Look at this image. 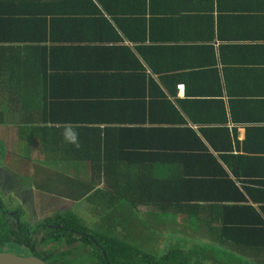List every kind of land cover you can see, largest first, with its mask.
Here are the masks:
<instances>
[{
    "label": "crops",
    "instance_id": "1",
    "mask_svg": "<svg viewBox=\"0 0 264 264\" xmlns=\"http://www.w3.org/2000/svg\"><path fill=\"white\" fill-rule=\"evenodd\" d=\"M48 1L65 14L56 40L5 50L16 67L31 53L45 61L36 71L24 62L9 79L40 101L24 120L9 114L0 124V142L14 147L1 153L17 152L11 165L0 162L9 213L18 210L29 226L25 218L38 211L66 212L56 209L80 187L142 182L152 202L165 203L132 208L154 234L218 245L243 223L264 242V0ZM13 35L11 47L23 48ZM40 90L43 99L33 96ZM67 122L77 125L78 148L61 136ZM90 169L118 174L91 181ZM24 170L34 171V182L15 179ZM42 195L53 196L54 208ZM121 201L131 203L127 193Z\"/></svg>",
    "mask_w": 264,
    "mask_h": 264
},
{
    "label": "trees",
    "instance_id": "2",
    "mask_svg": "<svg viewBox=\"0 0 264 264\" xmlns=\"http://www.w3.org/2000/svg\"><path fill=\"white\" fill-rule=\"evenodd\" d=\"M4 1L6 3L7 0ZM4 1L2 7H0V35L3 36L0 38V124L8 122L7 119H10L9 114L12 116L13 114L22 113L20 117L24 120V111L39 110L40 101H30L32 93L26 89L17 88L21 86V81H17V78H14V82H10L9 79L14 75L22 74L24 62H27L28 69L33 71H36L38 68L41 69L45 64L43 57L38 61L34 59L31 53L30 58L28 56L27 60L18 59L20 62L16 67L12 63L10 56L5 55V50L7 48H14L17 50V53L21 50L27 51V49L36 50L38 45L53 41L54 29L65 20L64 11L58 8L54 9L52 2L48 0H30L26 2L25 0H9L7 4ZM13 34H20L19 38L21 39L17 40L16 44L23 43L25 45L23 48L11 47L15 43L14 41H9L7 35H12L13 37L15 36ZM52 50L54 48L50 47L45 54L48 55L46 57L48 67H52L55 70L56 67L51 63L53 59ZM17 57H22V55H16L15 58ZM41 77L42 75H36L37 79ZM38 92L36 95L33 94V96L43 99L44 94L42 91ZM6 94L7 97L5 96ZM9 95L15 97L14 101L8 99ZM89 174L91 181H93L95 179L100 180V178L117 177L118 171L90 169ZM160 186H157L155 189L157 191L158 188L163 190L164 187ZM89 188L94 189V187ZM87 189L88 187L85 186L84 188L80 187L83 193H87ZM95 189L103 192L98 197L104 196L105 203L109 206L119 201V198H122V193H127L131 203L125 204L130 209L135 204H142L143 206L155 205L160 210L165 209V203H161V200L152 202L150 199L151 189L142 182L136 186L126 185L124 188L122 186L118 187L117 184H112V186L108 187L103 185L96 186ZM80 190L77 194L79 198L82 197ZM17 211L9 213L0 201V251L5 247L6 252L13 253L11 252L13 249L17 250L19 246H22L29 250V256L37 257L46 264H82L79 263L77 257H74L76 250L93 245L96 246L95 250L90 251L89 255H95L99 263L102 262L103 264H207L203 261V258H199L197 253L198 247L203 244L201 242H195L192 246L188 243L185 245L183 240L179 241L180 237L178 236L174 247L168 248L167 251L166 248H161L160 254H152L146 250L144 251V249L133 246L128 239L117 237L120 236L119 234L112 236L114 233H111L110 236H104L87 229L70 212L54 215L41 222L40 225H34L33 229H29L27 224L18 219L19 214ZM10 218H13L11 224L8 223V219ZM239 225L244 226V228H240L241 234L236 235L232 231L233 229H228L225 235V244H211L210 249H212L213 255H211L210 259L220 256L225 259V264H264L263 237L258 232L248 233L250 228H247L246 224L241 223ZM43 227L51 229L52 233L48 237L43 238L39 243L40 247L35 249L33 244L36 242L31 241L32 237L36 234L38 228L43 232L45 230ZM69 238H77L76 245L71 250L63 252L55 251L56 249L53 247L56 244L58 245ZM131 242L133 243V241ZM177 242L181 246H177ZM231 244L234 245L233 249L229 247ZM42 246L45 247L42 248ZM200 249L202 250V248ZM61 258H66L67 261H59ZM99 263L97 262V264Z\"/></svg>",
    "mask_w": 264,
    "mask_h": 264
},
{
    "label": "rangeland",
    "instance_id": "3",
    "mask_svg": "<svg viewBox=\"0 0 264 264\" xmlns=\"http://www.w3.org/2000/svg\"><path fill=\"white\" fill-rule=\"evenodd\" d=\"M1 146H2V149L0 147V153H1V150H3V153L5 150L6 151L14 150L13 146L6 145L4 143H1ZM3 153L0 154V158H1L0 162L1 163L5 162L7 163V165H11L13 162L12 160L15 161L16 159L15 154L17 152H14V151L9 152L7 156L3 155ZM33 169L34 167H32V170ZM32 170H24L21 172H15L14 177L18 181L23 182L25 184L32 183L34 182L35 175H36L34 171ZM47 176L49 175L47 174ZM77 179L84 182L83 176ZM101 193L103 192L97 189L95 190L92 189L87 193L82 192L81 198H85L84 200H81V198H79L78 195H74L73 198H76V199H71L72 196L67 195V197H69V201L65 200L64 202H61L63 206L56 210H58L59 213H61L63 209L64 211L66 210V212H70V214H72V216L75 217L79 223H82L87 229L93 232L103 234L104 236H110L111 233H114L112 236L114 235L117 236L119 234L120 236H117V237L128 239L133 246L144 249V251L146 250L148 252H151L152 254H156V253L160 254L162 250L161 248H166V251H167L168 248H172L175 246L176 244L175 240L176 238H178L177 235H175L174 233H170V234L164 233L166 231H164L163 229L159 230L160 233L154 234L153 232L155 230L150 229V225L145 226L143 223H141V222H144L145 218L142 219L141 222H140L141 218L135 219L134 211L130 209L129 207H127L126 204H124L123 202L116 201L113 205H110V206L107 205L105 203L104 196L98 197ZM86 196H88V198H86ZM42 197L44 200L45 207H47V205L52 204L51 208H54L55 206L54 201L56 200H53V196L42 195ZM6 198L7 197H5L0 192L1 203L8 210H13L14 208L12 207V203L8 204L9 202L6 200ZM34 199H35V196H34ZM42 203L43 201H40L38 205ZM34 206H36V204ZM107 206L109 207L107 208ZM36 208H34L35 214L40 215L39 213H41L43 215L36 217L35 220H34L33 215L32 217H30V215L26 217L25 221L29 222V229H33V226L36 224L40 225L41 222H43L44 220H47V218H50L49 216L52 215V213L49 211L47 212L38 211L39 212L38 213L36 211ZM171 220L172 219L170 217H162L158 220V222L159 223L170 222ZM12 221H13V218L8 219L9 224H11ZM47 227H43L45 229L43 232H41L40 228H38L36 234L33 235L31 241L36 242L35 244H33L35 249L40 247L39 243L43 238L48 237L52 233L51 229L49 228L46 229ZM36 235H37V238H36ZM195 236L197 238L200 237L199 234ZM168 238H170L169 241H168ZM131 241H133V243ZM76 242H77V238H69L68 240L63 241L62 243L58 245L56 244V246H54L53 248L56 249L55 251H58V252L71 250L73 246L76 245ZM177 246H181V244L177 242ZM44 247L45 246H42V248ZM95 247L96 246L92 245L87 248L78 249L76 250L74 257H77V259H79V263H82V264H96L97 262L99 263V260L97 259L95 255H89V252L94 251ZM200 248H203V249L200 251ZM210 248H211L210 244H204V243L200 247H198L197 253H198L199 258H203V261L206 262L207 264H223V263L225 264V259L218 256L217 253L216 254L218 257L210 259L211 255H213L211 252L212 249ZM11 252H13L14 254L25 255V256H29L30 254L29 250L22 246H19L17 250L13 249ZM65 260L66 258H61V260L59 261L64 262ZM99 264H103V263L100 262Z\"/></svg>",
    "mask_w": 264,
    "mask_h": 264
},
{
    "label": "water",
    "instance_id": "4",
    "mask_svg": "<svg viewBox=\"0 0 264 264\" xmlns=\"http://www.w3.org/2000/svg\"><path fill=\"white\" fill-rule=\"evenodd\" d=\"M0 264H46L44 261L33 256H20L6 252L3 247L0 251Z\"/></svg>",
    "mask_w": 264,
    "mask_h": 264
},
{
    "label": "clouds",
    "instance_id": "5",
    "mask_svg": "<svg viewBox=\"0 0 264 264\" xmlns=\"http://www.w3.org/2000/svg\"><path fill=\"white\" fill-rule=\"evenodd\" d=\"M77 125L67 122L63 125L61 136L66 143L72 144L75 147L80 146L79 133L76 131Z\"/></svg>",
    "mask_w": 264,
    "mask_h": 264
},
{
    "label": "snow or ice",
    "instance_id": "6",
    "mask_svg": "<svg viewBox=\"0 0 264 264\" xmlns=\"http://www.w3.org/2000/svg\"><path fill=\"white\" fill-rule=\"evenodd\" d=\"M181 94H183V90L181 91Z\"/></svg>",
    "mask_w": 264,
    "mask_h": 264
},
{
    "label": "flooded vegetation",
    "instance_id": "7",
    "mask_svg": "<svg viewBox=\"0 0 264 264\" xmlns=\"http://www.w3.org/2000/svg\"><path fill=\"white\" fill-rule=\"evenodd\" d=\"M9 215H12V214H9ZM19 219V218H18ZM97 264V263H96Z\"/></svg>",
    "mask_w": 264,
    "mask_h": 264
}]
</instances>
